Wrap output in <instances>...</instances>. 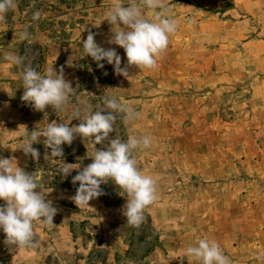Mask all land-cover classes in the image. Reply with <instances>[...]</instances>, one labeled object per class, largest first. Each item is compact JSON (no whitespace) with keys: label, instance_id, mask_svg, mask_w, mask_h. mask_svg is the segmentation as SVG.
Listing matches in <instances>:
<instances>
[{"label":"rangeland","instance_id":"1","mask_svg":"<svg viewBox=\"0 0 264 264\" xmlns=\"http://www.w3.org/2000/svg\"><path fill=\"white\" fill-rule=\"evenodd\" d=\"M15 2L0 19V157L35 173L36 191L57 213L53 226L34 222L35 247H10L0 232V264H195L182 250L205 237L230 264H264V0H162L159 11L177 21V30L155 68L129 67L128 77L104 61L98 68L82 45L94 33L126 65L124 50L108 43L107 15L117 0ZM21 33L28 35L21 40ZM7 54L22 63L8 62ZM26 66L40 73L63 69L72 87L63 111H35L22 101ZM108 96L139 113L130 124L117 113L109 139H151L149 149L132 154L155 181L156 199L139 226L122 214L127 197L115 206L100 197L79 206L71 199L76 191L46 185L53 172L71 183L92 162L91 139L77 136L62 145L61 158L44 159L50 150L43 137L32 145L39 159L20 150L26 131L52 121L77 126L79 120H70L74 110L82 119L103 110ZM63 163L80 169L64 177Z\"/></svg>","mask_w":264,"mask_h":264},{"label":"clouds","instance_id":"2","mask_svg":"<svg viewBox=\"0 0 264 264\" xmlns=\"http://www.w3.org/2000/svg\"><path fill=\"white\" fill-rule=\"evenodd\" d=\"M16 7L15 0H0V19L5 13ZM162 0H131L125 6L117 0L110 8L107 22L112 26L109 44L124 50L126 65L121 67V57L114 48L100 47L95 41V34L89 33L83 41V51L87 57L103 68L106 62L113 66L117 75L128 77V68L153 69L157 58L167 48L170 35L177 30V21L169 18L163 9ZM36 12L33 19H38ZM21 33V40L27 37ZM5 59L12 64H21L22 58L7 54ZM22 101L31 105L33 110L43 112L45 109L63 111L68 104L71 85L64 78L63 69L48 68L44 73L26 66L22 72ZM122 114L124 124L134 122L139 113L131 106L118 101L116 97L104 98V109L89 113L81 119L80 110L72 112L70 120H79L77 126L52 121L42 129L25 133L20 150L33 160L39 159V152L32 145L43 137L45 148L50 153L44 159L63 157L62 145H71L79 136L91 139V163L72 178V184H79L71 198L75 205L87 206L90 200L101 196L100 185L112 181L127 198L122 214L130 226H139L143 221L145 208L156 199L155 181L137 167L132 154L137 150H146L151 146L147 135H129L126 140L118 136L109 139L114 132L116 114ZM108 140L107 147L96 145ZM80 169V164L63 163L61 172L64 177L73 170ZM36 182L35 173L29 174L17 166L15 159L0 157V232L5 235L4 243L10 247L29 248L36 246L34 222L42 226H53L57 209L51 200H46ZM184 256L195 264H230L221 246L207 237L201 238L194 245L183 250Z\"/></svg>","mask_w":264,"mask_h":264},{"label":"trees","instance_id":"3","mask_svg":"<svg viewBox=\"0 0 264 264\" xmlns=\"http://www.w3.org/2000/svg\"><path fill=\"white\" fill-rule=\"evenodd\" d=\"M54 175H50V180L46 182V185L49 187H65L67 190L76 191L77 186L70 183V181H64L62 175L59 172H53ZM102 195L99 196L103 201L105 206H115L120 203L122 199H124V195H122L121 190L117 188L115 185H112L111 181H108L107 184L100 185Z\"/></svg>","mask_w":264,"mask_h":264},{"label":"crops","instance_id":"4","mask_svg":"<svg viewBox=\"0 0 264 264\" xmlns=\"http://www.w3.org/2000/svg\"><path fill=\"white\" fill-rule=\"evenodd\" d=\"M23 251H24V250H23ZM21 253H23V252H20L19 254L17 253L16 256L10 258V262H11V263L14 262L13 259H16V260H17V258L20 256ZM15 262H17V261H15Z\"/></svg>","mask_w":264,"mask_h":264}]
</instances>
